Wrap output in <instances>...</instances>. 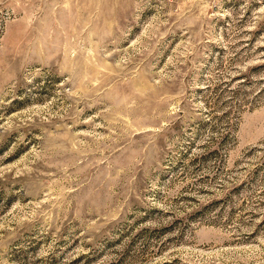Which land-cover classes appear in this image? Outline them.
Here are the masks:
<instances>
[{
  "label": "rangeland",
  "instance_id": "rangeland-1",
  "mask_svg": "<svg viewBox=\"0 0 264 264\" xmlns=\"http://www.w3.org/2000/svg\"><path fill=\"white\" fill-rule=\"evenodd\" d=\"M0 264H264V0H0Z\"/></svg>",
  "mask_w": 264,
  "mask_h": 264
}]
</instances>
